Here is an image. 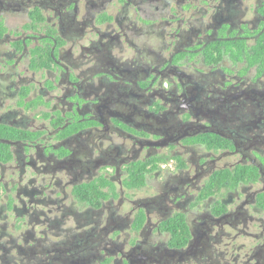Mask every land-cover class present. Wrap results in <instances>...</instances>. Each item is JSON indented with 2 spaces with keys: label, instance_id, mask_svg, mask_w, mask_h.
<instances>
[{
  "label": "flooded vegetation",
  "instance_id": "flooded-vegetation-1",
  "mask_svg": "<svg viewBox=\"0 0 264 264\" xmlns=\"http://www.w3.org/2000/svg\"><path fill=\"white\" fill-rule=\"evenodd\" d=\"M0 264H264V0H0Z\"/></svg>",
  "mask_w": 264,
  "mask_h": 264
},
{
  "label": "trees",
  "instance_id": "trees-1",
  "mask_svg": "<svg viewBox=\"0 0 264 264\" xmlns=\"http://www.w3.org/2000/svg\"><path fill=\"white\" fill-rule=\"evenodd\" d=\"M152 169H154V168H152ZM133 179H134L133 181H136V182L131 183V186H133V187L140 186L143 183V174H142V172L141 171H137L136 175H135V178H133Z\"/></svg>",
  "mask_w": 264,
  "mask_h": 264
},
{
  "label": "rangeland",
  "instance_id": "rangeland-1",
  "mask_svg": "<svg viewBox=\"0 0 264 264\" xmlns=\"http://www.w3.org/2000/svg\"><path fill=\"white\" fill-rule=\"evenodd\" d=\"M147 193L146 189H142L138 192L139 195L144 196Z\"/></svg>",
  "mask_w": 264,
  "mask_h": 264
}]
</instances>
